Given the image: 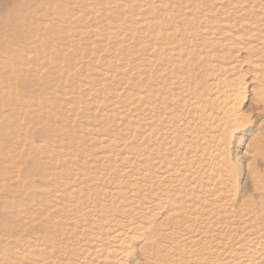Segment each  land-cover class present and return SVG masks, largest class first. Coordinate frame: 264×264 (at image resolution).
Listing matches in <instances>:
<instances>
[{"label":"rangeland","instance_id":"374dc122","mask_svg":"<svg viewBox=\"0 0 264 264\" xmlns=\"http://www.w3.org/2000/svg\"><path fill=\"white\" fill-rule=\"evenodd\" d=\"M80 1L0 0V264H101L111 248L120 264H226L253 224L195 219V194L171 205L154 164L185 138L210 163L199 178L224 175L229 209L253 196L264 222V0Z\"/></svg>","mask_w":264,"mask_h":264},{"label":"bare ground","instance_id":"6f19581e","mask_svg":"<svg viewBox=\"0 0 264 264\" xmlns=\"http://www.w3.org/2000/svg\"><path fill=\"white\" fill-rule=\"evenodd\" d=\"M51 1V0H50ZM55 1V0H54ZM78 1V0H77ZM80 1V0H79ZM86 1V0H85ZM93 1V0H92ZM113 1V0H112ZM115 1V0H114ZM113 1V2H114ZM224 0H219V2H223ZM47 2H48V0H47ZM57 2V1H56ZM81 2V1H80ZM91 2V1H90ZM113 2H111V3H113ZM131 2V1H130ZM129 2V3H130ZM133 2V1H132ZM43 3V2H42ZM83 3H87V2H84L83 1ZM82 3V4H83ZM118 3H120L119 1H118ZM125 3H126V1H125ZM238 3H240L241 4V2H238ZM45 4V3H44ZM75 4H76V2H75ZM97 4V3H96ZM124 4V3H123ZM128 4V3H127ZM130 4H133V3H130ZM130 4H128L129 5V7L131 8V6H130ZM139 4V3H138ZM36 5V4H35ZM40 5V4H39ZM48 5H49V3H48ZM47 4H46V7L48 6ZM91 5V4H90ZM115 5H116V3H115ZM137 5V4H136ZM51 6V5H50ZM55 6V5H54ZM86 6H87V4H86ZM124 6V5H123ZM127 6V5H126ZM144 7H145V5H143ZM150 6V5H149ZM60 7V6H59ZM91 7H93V6H91ZM95 7V6H94ZM93 7V8H94ZM128 7V10L130 11V8ZM151 7V6H150ZM48 8V7H47ZM53 8V7H52ZM124 8L125 9H127L125 6H124ZM139 8V7H138ZM163 8V7H162ZM56 9V8H55ZM86 9V8H85ZM85 9H82V11H84V12H86L85 11ZM121 9V8H120ZM123 9V8H122ZM134 9V8H133ZM137 8H135L133 11H135ZM145 9V8H144ZM90 10H92L93 11V9H90ZM114 10H117V9H114ZM119 10V9H118ZM263 10V16H264V9H262ZM37 11V10H36ZM95 11V10H94ZM132 11V12H133ZM163 11H166V10H164L163 9ZM58 12V11H57ZM56 12V13H57ZM89 12V11H88ZM121 12H123L122 13V15H124L125 16V13H124V11H121ZM118 13V12H117ZM119 13H120V11H119ZM129 13V12H128ZM158 13H160V11L158 12ZM75 13H73V15H74ZM76 14H78V13H76ZM160 14H162V12L160 13ZM164 14H165V12H164ZM164 14H162V16L164 17ZM70 15V14H69ZM80 15V14H79ZM78 15V16H79ZM85 15V14H84ZM29 16V15H28ZM71 16V15H70ZM77 16V15H76ZM75 16V17H76ZM77 16V17H78ZM98 16V15H97ZM100 16V15H99ZM98 16V17H99ZM121 16V15H120ZM126 16H128V14L126 15ZM64 17V16H63ZM69 17V16H68ZM72 17V16H71ZM166 17V16H165ZM164 17V18H165ZM78 18H80V17H78ZM119 18V17H118ZM158 18V17H157ZM160 18V17H159ZM64 19V18H63ZM65 19H67V18H65ZM64 19V20H65ZM72 19H73V17H72ZM75 19V18H74ZM94 19V18H93ZM101 19H104V18H101ZM161 19V18H160ZM166 19V18H165ZM61 20V19H60ZM69 20H71V19H69ZM90 20V19H89ZM95 20V19H94ZM93 20V21H94ZM98 20V19H97ZM155 20V19H154ZM157 20H159V19H156L155 21H157ZM162 20V19H161ZM62 21V20H61ZM60 21V22H61ZM73 21V20H72ZM88 21V20H87ZM99 21V20H98ZM97 21V23H99ZM101 21V20H100ZM104 21V20H103ZM102 21V22H103ZM163 21V20H162ZM67 22V21H66ZM74 22H75V20H74ZM77 22V21H76ZM95 22V21H94ZM101 22V23H102ZM158 22V21H157ZM79 23V22H78ZM82 24V23H81ZM154 24H155V22H154ZM156 24H158V23H156ZM17 25V24H16ZM80 25V24H79ZM102 25V24H101ZM106 25V24H105ZM159 25V24H158ZM20 26V25H19ZM81 26H84V24L83 25H81ZM86 26H88V25H86ZM75 27V26H74ZM77 27V26H76ZM141 27H142V25H141ZM141 27H140V29H141ZM77 28H79V27H77ZM90 28H93V29H95L93 26L92 27H90ZM116 28V27H115ZM75 29V28H74ZM79 29H81V28H79ZM17 30H18V28H17ZM23 30V29H22ZM76 30V29H75ZM92 30V29H91ZM21 31V30H20ZM81 31V30H80ZM88 31V30H87ZM19 32V31H18ZM28 32V31H27ZM82 32V31H81ZM85 32V31H84ZM117 32V31H116ZM143 32H146V31H143ZM12 33V32H11ZM22 33H23V31H22ZM73 33V32H72ZM91 34L93 33V32H90ZM117 33H119V31L117 32ZM121 33H124V32H121ZM121 33H120V35H121ZM85 34H86V32H85ZM87 36H90L89 35V33L87 32ZM97 34H98V32H97ZM14 35V34H13ZM23 35V34H22ZM26 35H28V34H26ZM146 35H148L149 36V34H146ZM152 35V34H151ZM19 36V35H18ZM17 36V37H18ZM93 35H91L90 37H92ZM103 36V35H102ZM100 37V36H99ZM106 37V36H105ZM151 37V36H150ZM153 37V36H152ZM27 38V37H26ZM11 40V39H10ZM13 40H15L14 38H13ZM104 41H107V39L106 40H104ZM154 42V41H153ZM27 43V42H26ZM31 43V42H30ZM29 44V43H28ZM158 44V43H157ZM32 45V44H31ZM148 45V44H147ZM147 45H145V46H147ZM153 44L151 43V46H152ZM163 45V44H162ZM161 45V46H162ZM3 47H4V45H2ZM15 47V46H14ZM26 47V46H25ZM37 47V46H36ZM41 47H42V45H41ZM2 48V47H1ZM31 48V47H30ZM48 48V47H47ZM144 48H146V47H144ZM150 49L152 48V47H149ZM164 48V47H163ZM17 49V51H18V48L17 47H15V49L14 50H16ZM154 49V48H153ZM157 49V48H156ZM38 50V49H37ZM143 50H145V49H143ZM4 51H6V50H4ZM33 51V50H32ZM146 51V50H145ZM149 51H151V50H149ZM163 51H164V49H163ZM172 51V50H171ZM10 52V51H9ZM19 52V51H18ZM34 52L36 53V51L34 50ZM147 52V51H146ZM5 53V52H4ZM14 53V52H13ZM19 53H21V52H19ZM144 53V52H143ZM148 54H149V52H147ZM152 53V52H151ZM154 53V52H153ZM152 53V54H153ZM8 54V53H7ZM17 54V53H16ZM146 54V53H145ZM151 54V55H152ZM10 55V54H9ZM13 55V54H12ZM20 55V54H19ZM27 55H28V53H27ZM38 55V54H37ZM155 55H156V53H155ZM169 55V54H168ZM15 56V55H14ZM26 56V55H25ZM25 56H23L24 57V59H25ZM149 56V55H148ZM147 56V57H148ZM153 56V55H152ZM18 57V56H17ZM19 57H21V55L19 56ZM18 57V58H19ZM7 58V57H6ZM15 58H16V56H15ZM149 58V57H148ZM147 58V59H148ZM157 58V57H156ZM155 58V59H156ZM145 60V61H148V60ZM144 60V59H143ZM150 60V59H149ZM152 60V59H151ZM23 61V60H22ZM175 61H176V59H175ZM5 62V61H4ZM45 62H46V60H45ZM6 63V62H5ZM145 63V62H144ZM153 63H154V61H153ZM152 63V64H153ZM14 64V63H13ZM145 64H147V63H145ZM144 64V66H146ZM148 64H149V62H148ZM147 64V65H148ZM151 64V65H152ZM155 64V63H154ZM7 65H9V67H10V64H7ZM262 68H264V61L262 62ZM2 66V65H1ZM144 66H142V68L144 67ZM147 67V66H146ZM145 67V68H146ZM154 67V66H153ZM2 68V67H1ZM28 68V67H27ZM51 68H52V66H51ZM53 68H56V67H53ZM4 69V68H3ZM18 69V68H17ZM17 69H14V70H17ZM23 69V68H22ZM8 70V69H7ZM12 70V69H11ZM101 70V69H100ZM104 70V69H103ZM112 74H114L115 73V69H114V72H112L110 69H108ZM149 70V69H148ZM147 70V71H148ZM24 72V71H23ZM143 72V71H142ZM18 73H19V70H18ZM38 73V72H37ZM102 73H104V72H102ZM110 73V74H111ZM4 74V73H3ZM94 74V73H93ZM105 74H106V72L104 73V74H101V73H97L96 72V74H94V75H99L98 77L100 78V76H101V78H102V80L104 81L105 79H103V76L102 75H104L105 76ZM109 74V73H108ZM111 74V75H112ZM144 74V73H143ZM15 75V74H14ZM107 75V74H106ZM108 76V75H107ZM110 76V75H109ZM9 77V76H8ZM96 77V76H95ZM97 77V78H98ZM110 77H112V76H110ZM2 78V77H1ZM11 78V77H10ZM14 78H16L15 76H14ZM106 78V77H105ZM4 79V78H3ZM8 80H10V79H8ZM14 80V79H13ZM98 80H100V79H98ZM101 80V81H102ZM110 80V79H109ZM15 81V80H14ZM106 81V80H105ZM2 82H4V81H2V79H1V84H2ZM8 82V81H7ZM6 82V83H7ZM21 82V81H20ZM5 84V83H4ZM3 84V85H4ZM7 85V84H6ZM21 85V84H20ZM187 85V84H186ZM2 86V85H1ZM179 88H180V85L178 86ZM183 87V86H182ZM189 88V86H184L183 88ZM5 88H7V86L6 87H4V89ZM89 88V87H88ZM14 89H16V88H14ZM197 89V88H196ZM2 92H3V90H1ZM0 91V92H1ZM9 91V90H8ZM194 91V90H193ZM1 92V93H2ZM5 92H6V90H5ZM13 92V91H12ZM15 92V91H14ZM8 94V93H7ZM195 95H196V93L194 92L193 93V98L190 96L188 99H186V100H188V101H190L191 102V100L192 99H194V98H196L195 97ZM230 95H232V94H230ZM7 96V95H6ZM5 96V97H6ZM11 96V95H10ZM229 96V95H228ZM4 96L2 97V95H1V97H0V107L1 106H3L2 104L4 103V98H5ZM15 96H13V98H14ZM19 97V96H18ZM20 97H22V96H20ZM152 97V96H151ZM16 98V97H15ZM26 98V97H25ZM187 98V97H186ZM11 100V99H10ZM19 100V99H18ZM184 100V99H183ZM183 100H181V101H183ZM98 101V100H97ZM100 101H102V100H100ZM100 101H98V102H100ZM188 101H187V103H188ZM20 102V101H19ZM31 103V102H30ZM102 103V102H101ZM99 104V105H102L103 106V103L102 104ZM186 103V104H187ZM7 105H8V103H6ZM6 104H5V107H6ZM12 104V103H11ZM27 104V103H26ZM32 104V103H31ZM182 104H183V102H182ZM195 104V103H194ZM98 105V104H97ZM185 105V104H184ZM183 105V106H184ZM192 106V109L191 110H193V112H192V117H191V119L190 120H186V124H185V126H188V125H193V126H195L196 124H198L197 122L199 121V117L197 116V115H195V108H196V106H194L193 104H191ZM101 106V107H102ZM148 106H149V104H148ZM147 106V107H148ZM152 106V105H151ZM14 107H16V106H14ZM18 107H20V106H18ZM36 107V106H35ZM153 107V106H152ZM2 108V107H1ZM24 108V107H23ZM144 108V107H143ZM146 108V107H145ZM14 110V109H13ZM12 110V111H13ZM144 110V109H143ZM11 111V112H12ZM149 111V109H147V111H145V112H148ZM1 112V111H0ZM22 112V111H21ZM25 112V111H24ZM144 112V111H143ZM13 113V112H12ZM11 113V114H12ZM11 114H10V116H11ZM22 114V113H21ZM148 114H150V113H148ZM3 115V114H2ZM8 115V114H7ZM16 115V114H15ZM146 115H147V113H146ZM145 115V116H146ZM162 116V115H161ZM196 116H197V119H196ZM9 117V116H8ZM15 118V117H14ZM121 118H123V116L121 117ZM148 118H149V115H148ZM165 118V117H164ZM164 118H162V119H164ZM7 119V118H6ZM147 119V118H146ZM150 119V118H149ZM1 120V119H0ZM9 120V119H8ZM13 120V119H12ZM152 120V119H151ZM195 121V123H194V121ZM5 121V120H4ZM144 121V120H143ZM11 122H13V121H11ZM28 122V121H27ZM147 122V121H146ZM14 123H16V122H14ZM14 123H13V126H14ZM34 123V122H33ZM32 123V124H33ZM1 124V123H0ZM28 124H29V122H28ZM2 125L4 126V124H1L0 126H1V129L3 128L4 130H6V128L5 127H2ZM10 125V124H9ZM34 125V124H33ZM147 125V124H146ZM181 125H183V124H181ZM31 126V125H30ZM32 127V126H31ZM35 127V126H34ZM10 128H11V126H10ZM13 128V127H12ZM33 128V127H32ZM31 128V129H32ZM16 129V128H15ZM26 129H27V127H26ZM30 129V128H29ZM149 129V128H148ZM4 130H1V131H4ZM18 130V129H17ZM161 130V129H160ZM19 131V130H18ZM5 132V131H4ZM162 132V131H161ZM164 132V131H163ZM21 132L19 131V134H20ZM11 135H12V133H11ZM22 135V134H21ZM20 135V136H21ZM205 134H202L201 136V140H204V136ZM147 136V135H146ZM162 136V135H161ZM1 137V136H0ZM4 137V136H3ZM9 137V136H8ZM14 137L16 138V136L14 135ZM172 138H166L165 139V141H166V145L168 146V148H169V150L171 149V148H176L175 150H176V152H174V153H172L169 157H165L164 158V156H163V158H162V160H161V158L159 159V160H161V162H157L156 160V164H154L155 166L156 165H160L161 167H160V175H158V176H153V177H155V178H158V182H156V183H159V187L160 188H170L171 189V191H170V196H168L169 197V199H167V198H165V200L167 199V200H170L169 202L171 203V205H175L176 204V202H174V200L175 199H184V200H186L185 198H187V199H189V200H192L191 199V197H193V194H195V195H197V198H199L200 200H202V201H204L205 203H203L204 204V207H199V208H201V209H199L198 207H197V205H195V202L194 201H189V200H187V201H189V202H183V204L185 205V208L187 209H192L193 207H196L195 209H199L196 213H194V214H196L195 216H198L197 218H195V219H199L200 217H202L203 218V220H209V224L211 223V225L210 226H215V227H217L216 225H223L222 223L225 221V220H227V219H233V221H236V220H238V221H242L244 224L246 223V226L247 227H249L251 224H253V226H251L250 227V229L246 232V234L249 236V237H247V236H245L247 239H243V240H241L240 242H239V244L237 245V247H235L234 245H232V246H230L228 249H231L230 251V259L228 260V262L226 263V264H264V222L262 221L263 220V217L261 216L258 220H255L257 217H258V215L256 214V212H258V210L261 208V206H262V203L260 202V201H258V200H255V199H253L252 197L253 196H248L247 198H245L244 200H242V205L243 206H245L244 207V209H243V213H241V214H239L238 212H235V211H233L232 209L234 208V205H232V206H230V209H229V205H231V199H227V197H226V195H225V193H226V191H225V185H226V183H227V179H225V176L224 175H221V174H219V172H217V173H213V172H211L210 171V174L207 176H204V177H201V178H199V174L197 175V169H192V168H196V166L197 165H200V168L199 169H204V168H208L209 166H210V163L209 162H199L198 161V163L197 162H192V160H190V157H188V155H189V153H190V151H192V152H194L195 154H203V151L204 150H202V149H200V148H198V147H196L195 149H191V148H189L188 146H186V144H184V143H187L188 142V140H186L185 138H183V139H181V140H179L178 141V138H175L174 136H171ZM2 138V137H1ZM5 138V137H4ZM142 138V137H141ZM23 139V138H22ZM2 140V139H1ZM3 141V140H2ZM6 141H8L9 142V140H6ZM5 141V142H6ZM21 141V140H20ZM5 142H3V143H5ZM8 142H6V143H8ZM19 142V141H18ZM105 142V141H104ZM109 142V141H108ZM107 142V143H108ZM11 142H9V144H10ZM110 143V142H109ZM124 143V142H123ZM126 143V142H125ZM1 144V143H0ZM5 146V145H4ZM10 146V145H9ZM6 147V146H5ZM7 147H8V145H7ZM122 147V146H121ZM125 147V146H124ZM127 147V146H126ZM203 148V147H202ZM1 149V148H0ZM119 149V148H118ZM123 149V148H122ZM204 149V148H203ZM122 152H123V150H122ZM118 153V152H117ZM119 154V153H118ZM117 154V155H118ZM1 155V154H0ZM18 155H19V153H18ZM109 155V157L112 155H110V154H108ZM114 155V154H113ZM137 155V154H136ZM135 155V156H136ZM120 156L121 155H118V157L120 158ZM123 156V155H122ZM121 156V157H122ZM135 156L133 157L132 156V159H134L135 158ZM126 156H124V158H125ZM114 158V157H113ZM119 158H116V159H118V161H119ZM124 158H123V161H125L124 160ZM137 158V157H136ZM159 158V157H158ZM109 159H111V157L109 158ZM108 159V160H109ZM138 160V159H137ZM158 160V161H159ZM112 161H113V159H112ZM129 161H131L130 159H128V163H129ZM139 161V160H138ZM154 161V162H155ZM117 162V161H116ZM121 162V161H120ZM127 162L125 163V164H127ZM131 162H133V160L131 161ZM141 162V161H140ZM142 163V162H141ZM121 164V163H120ZM130 164V163H129ZM133 164H136V163H133ZM140 166V165H139ZM145 166V165H144ZM148 167V166H147ZM146 167V168H147ZM202 167V168H201ZM139 168V167H138ZM141 168H142V166H141ZM146 168H145V170H146ZM152 168H153V166H152ZM211 168V167H210ZM138 170V169H137ZM140 170V169H139ZM206 170V169H205ZM142 171V170H141ZM140 171V172H141ZM149 171V170H148ZM155 171H157V170H155ZM204 171V170H203ZM147 172V171H146ZM136 173H138L139 174V171H137ZM135 173V174H136ZM145 173V172H144ZM205 173H207V172H205ZM142 174V173H141ZM147 174H150V173H147ZM147 174H145V175H147ZM202 175V174H201ZM79 176V175H78ZM78 176H76V177H78ZM150 176V175H149ZM148 176V177H149ZM81 177H82V175H81ZM144 177V176H143ZM146 177V176H145ZM147 177V178H148ZM79 178V177H78ZM155 178H154V180H155ZM80 179V178H79ZM196 179V180H195ZM201 179H204V180H201ZM83 182H84V180H83ZM208 184H211V185H213V186H211V187H213V188H207L206 186H208ZM157 185V184H156ZM202 185V186H201ZM158 186V185H157ZM79 190H80V188H78ZM179 189H182L183 190V192L182 191H178ZM213 189H215V197L216 198H213L214 197V193H213ZM73 190H74V187H73ZM72 191V190H71ZM89 191V190H88ZM199 191H201V192H199ZM69 192V191H68ZM76 192H77V194L78 193H83V191L82 192H78V190H76ZM85 193V192H84ZM84 193H83V196H84ZM89 193V192H88ZM76 194V193H75ZM74 194V195H75ZM80 194V195H81ZM74 195H72V196H74ZM79 195V194H78ZM71 196V197H72ZM82 196V197H83ZM75 197H76V195H75ZM81 197V196H80ZM203 197V198H202ZM79 198V197H78ZM75 200V199H74ZM200 200H198V201H200ZM202 201H200V202H202ZM160 204H161V202H160ZM163 204V203H162ZM80 205V204H79ZM84 206V205H83ZM141 206V205H140ZM139 206V207H140ZM158 206V205H157ZM57 207V206H56ZM205 208H207V209H205ZM134 209V208H133ZM138 209V208H137ZM190 209V211H192ZM215 209V211H213ZM222 209H224V211L222 210ZM88 210V209H87ZM127 210V209H126ZM136 210V209H135ZM178 210H182L183 211V209L182 208H180V209H178ZM128 212V211H127ZM137 212H138V210H137ZM180 212V211H179ZM233 213H235V214H233ZM259 213V212H258ZM222 214H224V215H222ZM126 217V216H125ZM211 221V222H210ZM218 221H220L221 223H219ZM124 224V223H123ZM131 225H132V223H130ZM138 225V224H137ZM111 227V226H110ZM129 227V226H128ZM136 227V226H135ZM223 227L224 226H221V227H219V228H217V229H215L214 231H215V234L216 235H219V236H221V232H223L222 231V229H223ZM137 228V227H136ZM139 228V227H138ZM213 228V227H212ZM128 229V228H127ZM112 230V229H111ZM112 232H113V230H112ZM124 232V231H123ZM122 232V233H123ZM117 233H118V229H117ZM121 233V231H120V233H118V234H115L114 236H112V237H110V239L109 240H111V238L113 239V241L116 239V238H120L121 237V239H122V236L124 235V233L122 234ZM126 233V232H125ZM245 234V235H246ZM113 235V234H112ZM109 237V236H108ZM108 237H107V239H108ZM124 237V236H123ZM232 238H234V239H241V237H240V235H236L235 237H232ZM221 239V238H220ZM225 240V239H224ZM115 242V241H114ZM116 242H118V241H116ZM119 242H121V241H119ZM224 243H226V242H220V245H221V251H223L224 252ZM86 244V243H85ZM120 244V243H119ZM119 244H118V246H119ZM87 245V244H86ZM85 246V245H84ZM88 246V245H87ZM91 246V245H90ZM117 246V245H116ZM117 246V247H118ZM113 247V246H112ZM89 248V247H88ZM91 248V247H90ZM86 249H87V247H86ZM110 249V248H109ZM84 250H85V248H84ZM80 251H82L83 252V250H80ZM89 251H90V249H89ZM106 251V250H105ZM217 251V250H216ZM220 251V252H221ZM232 251H233V253H232ZM87 252V251H86ZM98 252V251H97ZM217 252H219V251H217ZM92 253H94V252H92ZM91 252H90V254H92ZM232 253V254H231ZM85 254V253H84ZM223 254V253H222ZM118 255H119V249H116V248H111V250H107L101 257H103L102 258V262L103 263H101V264H120L119 263V261L117 262V258H118ZM224 255V254H223ZM227 255H228V252H227ZM46 256V255H45ZM86 256H87V254H86ZM90 256V255H89ZM93 256V255H92ZM95 256V255H94ZM120 256V255H119ZM48 257V256H47ZM46 257V258H47ZM44 258V257H43ZM42 258V259H43ZM36 259H38V258H36ZM40 259V258H39ZM120 260H121V256H120V258H119ZM47 260V259H46ZM91 260H92V258H91ZM91 260L89 261L90 263H91ZM100 260V259H99ZM42 261V260H41ZM93 261H94V258H93ZM36 262V261H35ZM44 262V261H43ZM37 263V262H36ZM42 263V262H41ZM94 263V262H93ZM100 264V263H99Z\"/></svg>","mask_w":264,"mask_h":264}]
</instances>
